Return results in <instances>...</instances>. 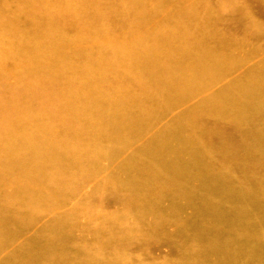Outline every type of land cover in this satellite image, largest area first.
<instances>
[{"label": "bare ground", "instance_id": "1", "mask_svg": "<svg viewBox=\"0 0 264 264\" xmlns=\"http://www.w3.org/2000/svg\"><path fill=\"white\" fill-rule=\"evenodd\" d=\"M0 264H264V0H0Z\"/></svg>", "mask_w": 264, "mask_h": 264}]
</instances>
